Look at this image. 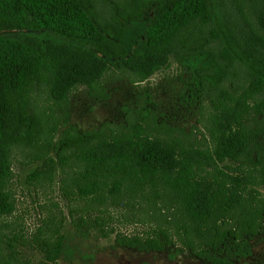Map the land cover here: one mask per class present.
I'll list each match as a JSON object with an SVG mask.
<instances>
[{
  "label": "trees",
  "instance_id": "obj_1",
  "mask_svg": "<svg viewBox=\"0 0 264 264\" xmlns=\"http://www.w3.org/2000/svg\"><path fill=\"white\" fill-rule=\"evenodd\" d=\"M149 5L144 42L128 52L125 25ZM16 32L25 34L4 35ZM96 56L139 81L144 70L133 64L143 60H206L179 78L176 99L194 124L162 119L140 93L119 123L68 125V99L54 90L71 80L57 65ZM106 97L101 86L95 99ZM4 150L28 168L37 221L13 219L0 181V264H56L69 230L205 264L249 257L264 234V0H0Z\"/></svg>",
  "mask_w": 264,
  "mask_h": 264
},
{
  "label": "rangeland",
  "instance_id": "obj_2",
  "mask_svg": "<svg viewBox=\"0 0 264 264\" xmlns=\"http://www.w3.org/2000/svg\"><path fill=\"white\" fill-rule=\"evenodd\" d=\"M153 10L152 5L147 6L140 19L125 25L120 42L128 52L138 49L144 42L145 30L151 20ZM24 34L23 32L4 33L13 38H19ZM31 34L54 41H63L62 38L46 32H32ZM205 63L206 60H192L184 67H179L169 59L143 60L133 64L136 69L144 70L143 79L140 81L137 74L134 73V76H131L129 70L123 67L112 68L104 64L98 56L84 63H63L60 64L62 68L58 65L57 68L62 72L63 79L68 78L71 81L60 84L54 90V97L61 100L68 99V125L81 131L98 127L105 122L119 123L126 104L135 102L140 93L150 95L153 103L149 105L158 109L162 119L181 126L194 121L177 102V90L181 85L179 78L185 76L184 71ZM101 86L104 87L107 97L100 101L95 99V94L100 91ZM228 121L232 123L231 120ZM231 126L234 127L233 124ZM27 171L28 168L18 169L9 150L0 152V181L7 185L11 198L14 200L13 219L23 220L26 225L32 226L37 221V213L32 199L26 194L27 186L23 184ZM65 176L66 174L60 173L54 177V182L47 191H54L51 194L53 200L56 198V186ZM250 245L251 255L234 264H264V234L252 239ZM56 264L205 263L188 253L171 258L167 251L142 253L113 247L111 240H102L92 235L82 237L69 230L62 255Z\"/></svg>",
  "mask_w": 264,
  "mask_h": 264
}]
</instances>
